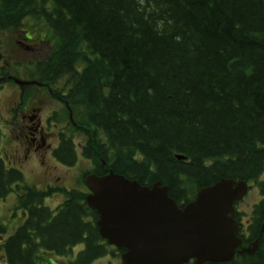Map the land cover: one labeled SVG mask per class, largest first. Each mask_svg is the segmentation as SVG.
I'll use <instances>...</instances> for the list:
<instances>
[{
  "label": "trees",
  "instance_id": "16d2710c",
  "mask_svg": "<svg viewBox=\"0 0 264 264\" xmlns=\"http://www.w3.org/2000/svg\"><path fill=\"white\" fill-rule=\"evenodd\" d=\"M23 25L48 46L33 76L62 84L55 91L87 130L64 134L87 138V159L141 185L158 181L177 203L220 179L253 183L263 197L251 228L259 230L264 0H0V31ZM57 154L72 164L70 139ZM14 182L0 162V199ZM45 197L24 189L18 209L28 218L1 246L0 264H48L42 250L63 257L79 243L69 264L105 253L82 195L65 194L52 212ZM204 264H264V239L251 256Z\"/></svg>",
  "mask_w": 264,
  "mask_h": 264
},
{
  "label": "water",
  "instance_id": "95a60500",
  "mask_svg": "<svg viewBox=\"0 0 264 264\" xmlns=\"http://www.w3.org/2000/svg\"><path fill=\"white\" fill-rule=\"evenodd\" d=\"M86 186L93 193L87 204L99 215V235L125 248L122 264H182L189 258L196 264L226 262L241 244L234 234L232 202L245 193L244 182L221 179L200 189L181 210L159 183L147 188L120 177L90 176ZM256 246L254 241L238 254H253Z\"/></svg>",
  "mask_w": 264,
  "mask_h": 264
},
{
  "label": "flooded vegetation",
  "instance_id": "af4514ba",
  "mask_svg": "<svg viewBox=\"0 0 264 264\" xmlns=\"http://www.w3.org/2000/svg\"><path fill=\"white\" fill-rule=\"evenodd\" d=\"M9 77H11L10 72H7V68L5 67V71L2 72V75L0 73V82L8 80ZM41 83H44V86H27L32 87L31 89L33 92L23 93L20 90L19 92H14L12 94L13 97L6 103L4 115L3 111L1 112V122H4V127L12 135L15 141L13 143H7L5 161L7 162L8 154L14 153L12 158L10 157L11 161H8L6 164L7 167L12 165H16L17 168L27 167L30 171V175L34 176L37 172V168H34V164L36 161H39L43 165L41 169H43V167L46 168V170L42 171L41 178L46 179L47 173H49L51 169H54L47 160L46 155L47 153H50L52 149V146L49 144V139L51 137L49 132L51 127L55 126L53 109H55L56 102L62 100H60V97L54 95L53 99L56 102L50 103L52 99L51 95L54 94V92L50 90V85L47 82L42 81ZM48 86L49 88H47ZM21 89L23 90L24 87ZM56 136L57 135H54L53 137L56 138ZM59 149L60 147L52 152L57 161L59 160L57 154ZM38 157L41 159L38 160ZM58 162L60 163L61 161L59 160ZM10 185L12 188H10L9 192L14 194L18 199L21 192H14L13 189L16 186L15 183ZM1 199L0 202L4 203L2 207H6L8 214L4 218L3 225L0 226V229L2 230L1 233L6 234L9 233L7 228L13 229L11 234L7 235L9 237L12 236L26 221L28 218L27 211L17 209V207H21L20 203L16 204L11 202L12 200L9 202L10 199H4V197ZM252 221L253 219L250 220V223ZM248 225L249 223L247 222L245 225L246 227L242 230L243 241L245 244L253 240L255 237L258 239L262 237L264 239V235H259V230L247 229ZM6 234L3 235L5 236Z\"/></svg>",
  "mask_w": 264,
  "mask_h": 264
},
{
  "label": "rangeland",
  "instance_id": "374dc122",
  "mask_svg": "<svg viewBox=\"0 0 264 264\" xmlns=\"http://www.w3.org/2000/svg\"><path fill=\"white\" fill-rule=\"evenodd\" d=\"M10 39L11 38L9 36H7L5 38L3 37V44H4L5 49L7 51H12V52H15L16 54H19L18 51L11 49V46L9 44ZM42 50L46 51L47 50L46 46H42ZM55 87H57V86H55ZM6 98H8V96ZM1 99H3V98L1 97ZM3 133H4V131H3ZM51 198H50V200H48L47 203H50L51 205H53V204H56L58 202L56 196H53L52 200H51ZM60 198H63V197H60ZM11 200L12 199H10L9 202ZM259 200H260V197L258 195L257 189L256 188H251L250 192H248V195H247L244 203L242 205H240L239 208L241 209L242 212L246 213L247 209L251 208L254 204L258 203ZM74 258L75 257H72V259H74ZM93 264H120V260L118 258H116V257L108 256L107 258H102V259H99V260L95 261Z\"/></svg>",
  "mask_w": 264,
  "mask_h": 264
},
{
  "label": "bare ground",
  "instance_id": "6f19581e",
  "mask_svg": "<svg viewBox=\"0 0 264 264\" xmlns=\"http://www.w3.org/2000/svg\"><path fill=\"white\" fill-rule=\"evenodd\" d=\"M180 156H181V155H176V158H177V157H180ZM182 157L184 158L185 161L187 160L186 157H184V156H182ZM177 159H178V158H177ZM244 256H251V254H245ZM244 256H243V257H244Z\"/></svg>",
  "mask_w": 264,
  "mask_h": 264
}]
</instances>
